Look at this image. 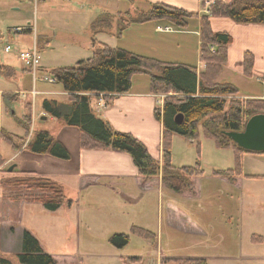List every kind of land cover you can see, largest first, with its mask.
<instances>
[{"label":"rangeland","instance_id":"374dc122","mask_svg":"<svg viewBox=\"0 0 264 264\" xmlns=\"http://www.w3.org/2000/svg\"><path fill=\"white\" fill-rule=\"evenodd\" d=\"M206 1H203V12L207 15L205 11L208 10L209 6ZM137 7L138 4L132 3L131 0H0V62L4 65L13 66L19 78L17 80L10 79V71L7 69L8 75L6 74L4 87L7 96L13 100L7 99L5 128L11 132L25 134L26 131L19 121L27 113L26 105L28 103H31L32 109L39 114L45 100L55 98V101L59 100L58 102L62 103L67 99L62 94L64 89L61 84H50L46 81H40V79L49 76L54 69L70 67L79 61L92 57L94 42L91 26L99 13L108 12L117 15L119 12L123 14L130 12L131 17L135 18L140 12ZM195 21V18L190 19L189 23H191L185 29H179L165 21L132 23L118 37L116 35L118 22L115 20L111 33L99 34L96 40L97 42L106 40L109 43H104L109 46L115 44L116 47L125 48L136 54L155 57L162 61L183 62L201 68L203 64L199 62V37L194 34L195 32H186V30H195ZM29 24L34 32L20 34L14 32L15 28L27 27ZM157 25L169 27L171 30L167 33H161L158 28V31L156 30ZM36 37L41 67L44 69V72L39 71L37 73L36 88L40 91L61 92L57 95L39 94L36 96V94H31L34 87L33 74L26 70L27 68L19 58V53L30 49L34 45ZM7 45L12 47L10 53L4 51ZM213 48L215 49V47ZM143 77L150 79L149 75ZM219 82L235 84L242 94L253 90L256 92L264 91L262 84L258 83L256 78L244 76L227 69L225 72L223 69ZM12 92H17L18 97L16 99V95ZM166 96L161 95L160 100L162 103H165ZM229 98L233 97L230 96ZM39 121L36 122L33 130L31 128L29 138H31V132H34V129L36 131L49 130L51 125L49 121L44 124H40ZM199 133L200 147L187 137L174 135L171 151L172 163L177 167L194 166L198 160L200 161L204 175L195 179L197 198H185L167 190L164 194V200L167 199V196H170V200L178 204L179 208L195 220L201 229L189 230V225L185 223V227L177 229L179 232L171 235L174 237L171 239L166 238L165 234L168 227L165 224V238L158 248L155 241L135 234L131 228L133 225L149 224L150 230L156 233L157 214L151 213L150 217L146 218H143L140 214L137 216L131 214L123 216V219H115L116 224H104L102 222L104 216L94 215L93 211L90 212L86 209L84 214L83 207L78 210V201H83L84 193L80 197L77 182L70 178L63 181V185L58 184L63 188L65 197L75 204L70 208L62 207V212L58 214L61 223L60 230L57 233L55 230L49 233L55 235L49 237L48 250L57 259L58 264H124L123 259L125 261L139 259L140 264H158L159 252H163L162 256L165 258L172 256L176 259L202 258L208 264H238L233 258L239 257L242 251L248 253L253 248H259L253 245L256 240L252 234L259 228H263V226L257 223L259 220L256 218L255 213H259V211L253 212L254 207L252 205L254 202L249 200L248 195L244 193L247 200L244 208L240 209L237 201L239 188L228 185L226 181L222 180L223 177L214 176L215 171H225L228 168L235 167V151L233 148H219L213 139L205 136L202 127L199 129ZM6 143L7 147L9 145L14 150L13 146L7 141ZM70 146L72 145L70 144ZM77 147L78 143H75V147H72V153H75ZM24 155L21 156V159ZM260 155L256 153L241 154L242 169L245 165L244 170L249 172L252 170L253 165H259V157H263ZM51 157L49 155V158ZM24 159L27 164L26 168H30L35 163L27 157H24ZM12 166L14 164L5 167V169L3 168L4 170L1 169L0 194L3 190L1 182L3 178H21L24 176L18 174L19 167L14 168L15 173L8 172ZM71 169L74 168L71 167ZM245 192L249 195L254 194V186H248ZM232 194H235V196H232ZM258 194L264 195V187H261ZM116 196L118 197V195ZM154 200L153 196L147 198L148 204H151V202L153 204ZM248 203L251 206H248ZM164 208H166V201L164 202ZM14 213L18 214L15 210ZM84 215L89 222L83 221ZM0 216L2 217V215ZM99 220L102 224L98 223ZM239 228L241 229L239 230ZM196 233H199V235ZM115 234L128 235L129 243L124 247L115 246L111 242V238ZM240 244H242L241 247ZM262 249L264 251V247ZM17 256L8 254L5 257H8L13 264H21ZM165 260L164 264H183L171 259Z\"/></svg>","mask_w":264,"mask_h":264},{"label":"trees","instance_id":"16d2710c","mask_svg":"<svg viewBox=\"0 0 264 264\" xmlns=\"http://www.w3.org/2000/svg\"><path fill=\"white\" fill-rule=\"evenodd\" d=\"M196 17V13L162 3L152 5L146 12H138L135 18L131 17L130 12H119L117 15L101 13L91 26L94 42L92 57L70 67L54 69L49 74L68 93V103L45 100L44 112L57 118L65 126L79 128L81 149H110L127 153L143 178L161 177L163 184L177 194L195 193V179L203 177L204 171L199 160L194 166L177 167L172 163L173 136L187 137L200 147V127L203 128L205 136L213 139L219 148H233L236 153L235 167L226 171H215L214 176L232 181L240 177L259 178L245 175L241 163V154L255 153L239 148L226 133L243 131L248 119L264 113V100L241 98L236 86L219 82L228 63V47L232 38L227 33L215 32L211 19L226 17L237 24H264V0H214L210 13L201 17L200 51L206 68L200 74L195 66L162 61L120 47L114 48L96 40L101 33H111L115 20L118 22L116 35L119 37L132 23L165 21L179 29H185L190 19ZM24 33H31L29 25ZM211 46L215 47V51L211 50ZM243 64L245 75L252 76L255 59L251 53L244 54ZM3 71L8 75L7 68L0 66V72ZM138 74L150 76L153 93L167 95L162 111L157 109L155 112L156 118L164 127L162 161L154 159L147 147L132 134L114 130L91 107L89 94L127 93L132 88L133 77ZM230 96L233 98H229ZM26 109L27 113L19 122L26 131L28 141L8 133L3 135L5 141L16 151L27 141V148L33 153L69 160L70 153L67 148L49 131H36L29 138L33 119L32 104L28 103ZM179 114L183 115L182 123L176 121ZM21 175L24 176L3 181L6 194L11 199L24 198L40 203L50 212H55L64 205L72 207L74 204L65 197L63 188L57 182L33 173H20ZM133 232L149 240L154 236L152 232L140 227H134ZM111 242L115 246L124 247L129 243V236L115 234ZM17 257L21 264H58L54 255L45 252L39 240L29 230L24 231L22 250ZM173 260L183 264H208L205 259ZM0 264L13 262L0 254Z\"/></svg>","mask_w":264,"mask_h":264},{"label":"crops","instance_id":"0c3cea01","mask_svg":"<svg viewBox=\"0 0 264 264\" xmlns=\"http://www.w3.org/2000/svg\"><path fill=\"white\" fill-rule=\"evenodd\" d=\"M131 2L138 4V11L142 12L148 11L152 5L162 3L183 9L190 13L198 14V17L195 18V30H186V32H195L194 34L199 37V44L201 45L200 27L201 17L204 15L203 0H131ZM211 25L215 32L227 33L232 38V42L228 47V63L224 68V72L227 69L246 76L243 64L244 54L251 53L254 56L255 65L253 75L248 77L256 78L257 82L261 83L264 89V25L237 24L230 18H212ZM158 27L159 25H157L156 30ZM174 31L173 29V32ZM101 34L104 35V33ZM104 42L107 41L105 40ZM104 42L101 41L100 43ZM110 45L114 48L117 46L115 44ZM199 62L203 64L201 68L197 67V71L200 74L204 72L206 68L201 60V51L199 54ZM187 65L193 66L192 64ZM0 66L6 67L10 71V79H19L18 73L13 66L4 65L1 62ZM39 71L44 72V69L41 67ZM143 76L146 75L138 74L133 77L132 88L127 93L115 95L89 94L91 97V107L94 113L107 121L114 130L132 134L147 147L154 159L162 161L164 127L162 122H160L155 115L157 109L162 111L164 107V103L162 107L158 106V101L162 94L153 93L151 90V78L146 79V77ZM5 79V72H0V172L4 170L5 167L14 164L15 167L20 168L19 175L20 173H33L39 177L51 178L61 185L64 184L63 181L72 178L78 184L80 197L81 194L83 195L84 193L83 201H78V210L83 207L84 214L86 209L90 212L93 211L94 215L104 216L102 220L104 224L115 223V219H123V216L131 214H135L136 216L140 214L143 218L150 217L151 213L157 214L156 233L150 230L149 224H143L142 226L133 225L131 228L133 230L134 227H140L152 232L154 236L151 237V240L158 244V248L159 245L162 244L161 242L165 238V235L166 238L173 239L174 237L171 235L179 232V229L185 227V223L189 225V230L201 229L195 220L179 208L180 206L178 204L170 200V196H167V199L164 200L165 192L170 189L163 184L161 177L154 179L143 178L139 174V170L134 164L132 157L127 153L115 152L110 149H81L79 143L81 138L80 129L77 127L65 126L57 118L46 114L43 108L40 110L39 114L36 113V110H33L32 130L33 127L35 128L38 120H40V124L49 121L51 125L49 126V130L46 131H49L56 140L60 141L67 148L70 153V159L62 160L55 157L49 158L48 154H36L30 151L26 145L28 141L26 132L25 134L11 132L4 126L7 99L13 100L10 99L11 97L7 96V91H5ZM43 79L44 78L41 77L40 81H44ZM37 80L34 81L31 94L36 92L37 96L39 94L57 95L61 93L51 90H37ZM233 85L235 86V84ZM237 89L239 90L241 98L264 100V91L256 92L253 90L252 92L249 91L248 93L242 94L238 87ZM12 93L16 95V99L18 97L17 92ZM62 94L67 97L62 103H68V93L62 91ZM54 99L55 98H49L47 100ZM43 116H46V119L41 122ZM34 132H36L35 129ZM34 132L31 133L34 134ZM5 133L26 138L27 141L18 151L15 149L13 150L9 145L7 147V143L3 138ZM75 143H78V147L75 153H72V147H75ZM70 144L72 146H70ZM23 154H25L24 157L32 159L33 162H35L34 164L32 163L33 166L30 168H26L27 164L24 157L21 159ZM260 156H263L259 157L258 162H260V164L257 166L253 165L251 171L247 172L244 170L245 165L243 168V173L245 175H254L259 178L240 177L235 181H230L228 178L222 179L226 181L228 185L237 186L239 188L237 201L240 209L244 208V204L247 200V196L244 193L248 195L249 200L254 202L252 205L254 207L253 212L256 210L259 211V213H255L256 218L259 220L257 223L263 226V228H259L252 234L256 240V242H253V245L259 248H253V250H249L248 253L242 251L239 257L233 258L238 264H264V251H262V247H264V195L258 194L261 187H264V153ZM71 167L74 169H71ZM5 179H7V177L3 178L1 181L3 190L0 194V215H2V217L0 216V254L7 256L8 254L18 255L21 253L22 238L25 230L32 232L39 240L44 251L49 253V237L55 235L49 233H52L54 230L56 233L59 232L61 223L59 222L58 214L62 212L63 208L68 206L64 205L62 206L63 208L61 207L55 212H50L40 203L31 202L24 198L13 200L6 194L3 186V181ZM248 186H254V194L249 195L245 192ZM170 191L173 192L172 190ZM174 194L177 193L174 192ZM116 195H118V197ZM177 195L189 199L197 198L196 191L195 193ZM149 196L155 198L153 204L151 202L152 205L148 204L147 198ZM232 196H235V194H232ZM165 201L166 208H164ZM248 206H251L250 203H248ZM129 209H131V211H129ZM14 210L18 214H15ZM88 218H90V216H88ZM83 221L89 222L85 215ZM102 222L100 220L98 221L100 224H102ZM165 224L168 228L164 235ZM241 228H239V230ZM79 229L80 227L78 225V230ZM196 234L199 235V233ZM242 244H240V247ZM162 255L163 252H159V258L157 260L160 264H164V261H166L165 259H176L174 256L165 258ZM138 260L139 259H131L130 261H125L123 259V262L124 264H128V262L129 264H140V260Z\"/></svg>","mask_w":264,"mask_h":264},{"label":"water","instance_id":"95a60500","mask_svg":"<svg viewBox=\"0 0 264 264\" xmlns=\"http://www.w3.org/2000/svg\"><path fill=\"white\" fill-rule=\"evenodd\" d=\"M46 119L43 116L41 122ZM178 123L183 122V115L179 114L176 118ZM226 135L239 148L252 152L264 153V113H259L247 120L243 131L228 132ZM15 166L9 168L8 172H13Z\"/></svg>","mask_w":264,"mask_h":264},{"label":"built area","instance_id":"2783aa9c","mask_svg":"<svg viewBox=\"0 0 264 264\" xmlns=\"http://www.w3.org/2000/svg\"><path fill=\"white\" fill-rule=\"evenodd\" d=\"M213 3H214V0L206 1V4L209 7ZM209 7H208V10L205 11V13H207V14H209V12H210L209 11ZM29 28L31 29V32H34L32 26L30 24H29ZM25 30H26V27H17V28L14 29V32L17 33V34H20V33H24ZM158 30L160 32H169L171 29L169 27L159 26ZM211 50L215 51V49L213 47L211 48ZM4 51L6 53H10L12 51V47L10 45H7L5 47V49H4ZM19 58L23 62L24 66L33 74L34 81H36L37 80V73L39 72V70L41 68V62H40V56H39V46H38V43H37V37H36L34 45L30 49L20 51ZM43 80L46 81V82H50V83H54L55 82V80L52 77H50V76L44 77ZM34 94H37V93L34 92ZM162 105H163L162 101L159 100L158 101V106L162 107ZM0 136H1V132H0Z\"/></svg>","mask_w":264,"mask_h":264}]
</instances>
